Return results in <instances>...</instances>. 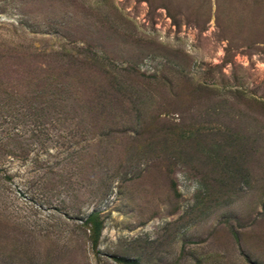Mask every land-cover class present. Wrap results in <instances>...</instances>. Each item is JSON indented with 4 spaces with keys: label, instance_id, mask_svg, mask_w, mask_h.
Listing matches in <instances>:
<instances>
[{
    "label": "rangeland",
    "instance_id": "374dc122",
    "mask_svg": "<svg viewBox=\"0 0 264 264\" xmlns=\"http://www.w3.org/2000/svg\"><path fill=\"white\" fill-rule=\"evenodd\" d=\"M0 264H264V0H0Z\"/></svg>",
    "mask_w": 264,
    "mask_h": 264
},
{
    "label": "trees",
    "instance_id": "16d2710c",
    "mask_svg": "<svg viewBox=\"0 0 264 264\" xmlns=\"http://www.w3.org/2000/svg\"><path fill=\"white\" fill-rule=\"evenodd\" d=\"M41 65H39V67H40ZM92 217V215H90L88 218H87V220H90V218Z\"/></svg>",
    "mask_w": 264,
    "mask_h": 264
}]
</instances>
